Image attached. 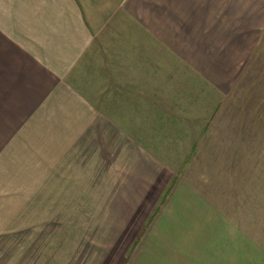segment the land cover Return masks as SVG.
<instances>
[{"label": "crops", "instance_id": "1", "mask_svg": "<svg viewBox=\"0 0 264 264\" xmlns=\"http://www.w3.org/2000/svg\"><path fill=\"white\" fill-rule=\"evenodd\" d=\"M258 70L264 0H0V264H123L158 206L131 264H264L218 198Z\"/></svg>", "mask_w": 264, "mask_h": 264}, {"label": "rangeland", "instance_id": "2", "mask_svg": "<svg viewBox=\"0 0 264 264\" xmlns=\"http://www.w3.org/2000/svg\"><path fill=\"white\" fill-rule=\"evenodd\" d=\"M261 75L259 70L257 71V76ZM255 75L252 91L251 89L247 94H243L239 99L237 98V103L243 109L245 106L251 108L252 111L239 110L237 111L238 119L245 118V114H250L253 119V136L251 143H237V148L233 153L236 155V174L220 175L223 191H220L218 195L219 201L223 202L231 199L234 201L236 207H231L228 205L225 209L231 210L232 214L242 218V223L246 225H251L252 228L259 231H264V126L260 128V115H264V110L261 112L257 108L264 104V87L260 84L256 85L260 81V76L257 78ZM263 90V94L259 91ZM258 91V92H257ZM264 125V123H263ZM239 131L244 132V128H238ZM248 131V129H247ZM234 144H222L221 149L226 151H231ZM250 151V152H249ZM250 156V157H249ZM226 177V178H225ZM217 178V180H219ZM161 208L154 207L151 208L149 215L146 217V221L135 224L137 227L136 234L133 240H129L130 245L128 252L125 255L123 264H131L133 257L136 254V249L145 246L149 241V236L154 228V219L156 217V212ZM237 217V218H238ZM244 223V224H245ZM40 241V240H39ZM128 241V240H126ZM111 240L102 243L101 250L109 251L112 249ZM29 250V249H28ZM59 252V251H58ZM61 254V252H59ZM107 255H101L102 260H105ZM61 259H66L64 253L60 255ZM109 257V256H107ZM62 259V260H63ZM63 260V261H64ZM23 264H38L34 256H30V251L24 254ZM39 264H52V261L48 259Z\"/></svg>", "mask_w": 264, "mask_h": 264}]
</instances>
